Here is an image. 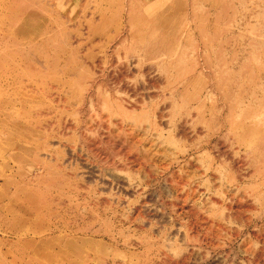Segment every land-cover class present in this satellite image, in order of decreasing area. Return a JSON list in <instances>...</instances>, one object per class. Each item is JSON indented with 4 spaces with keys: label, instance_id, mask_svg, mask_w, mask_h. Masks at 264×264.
Masks as SVG:
<instances>
[{
    "label": "rangeland",
    "instance_id": "obj_1",
    "mask_svg": "<svg viewBox=\"0 0 264 264\" xmlns=\"http://www.w3.org/2000/svg\"><path fill=\"white\" fill-rule=\"evenodd\" d=\"M78 3L0 0V264H264V0H200L190 16L199 138L169 128V160L145 162L71 134L75 157L56 144L47 162L27 127L32 16L45 34Z\"/></svg>",
    "mask_w": 264,
    "mask_h": 264
},
{
    "label": "bare ground",
    "instance_id": "obj_2",
    "mask_svg": "<svg viewBox=\"0 0 264 264\" xmlns=\"http://www.w3.org/2000/svg\"><path fill=\"white\" fill-rule=\"evenodd\" d=\"M74 1L82 15L44 25L45 34L35 12L32 16L27 70L32 151L39 156L46 150L48 162L53 157L48 148L57 144L75 157L67 139L74 134L91 151L114 145L138 157L141 149V159L152 162L169 160V128L176 142L191 139V126L199 138L202 90L197 85L205 74L197 57L188 68L186 50L193 42L190 16L195 18L200 0ZM71 110L77 119L69 124Z\"/></svg>",
    "mask_w": 264,
    "mask_h": 264
}]
</instances>
